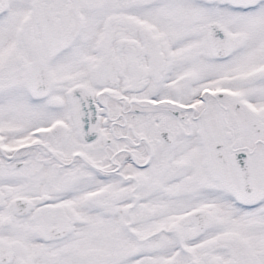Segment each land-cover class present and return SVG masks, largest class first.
Returning a JSON list of instances; mask_svg holds the SVG:
<instances>
[{
  "label": "snow or ice",
  "instance_id": "6c2138e0",
  "mask_svg": "<svg viewBox=\"0 0 264 264\" xmlns=\"http://www.w3.org/2000/svg\"><path fill=\"white\" fill-rule=\"evenodd\" d=\"M0 264H264V0H0Z\"/></svg>",
  "mask_w": 264,
  "mask_h": 264
}]
</instances>
